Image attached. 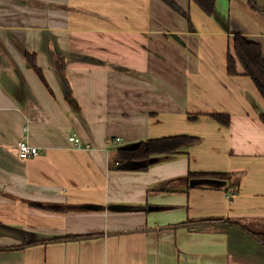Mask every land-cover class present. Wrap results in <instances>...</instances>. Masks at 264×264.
Masks as SVG:
<instances>
[{
  "label": "crops",
  "instance_id": "obj_1",
  "mask_svg": "<svg viewBox=\"0 0 264 264\" xmlns=\"http://www.w3.org/2000/svg\"><path fill=\"white\" fill-rule=\"evenodd\" d=\"M170 1L189 21L164 0H0V264H264V100L226 69L235 35L264 54V0L211 16ZM182 134L199 143L110 168L118 148ZM20 141L41 154L19 158ZM199 172L238 175L237 193L191 186Z\"/></svg>",
  "mask_w": 264,
  "mask_h": 264
},
{
  "label": "trees",
  "instance_id": "obj_2",
  "mask_svg": "<svg viewBox=\"0 0 264 264\" xmlns=\"http://www.w3.org/2000/svg\"><path fill=\"white\" fill-rule=\"evenodd\" d=\"M172 9L181 14L189 21V15L186 14L179 6L170 0H164ZM197 4L203 12L211 16L215 8L216 0H191ZM248 5L255 10H260L256 5V0H248ZM264 10V9H263ZM27 67L32 69L41 82L47 86L41 69L37 66L35 56L26 54ZM237 61L243 68L244 75L248 76L256 86L259 94L264 100V54L262 46L259 43L253 42L245 38L243 35H235L232 40V50H228L226 69L229 76L237 75ZM48 87V86H47ZM210 117L222 126L229 125L230 117L226 114H211ZM197 116L189 117V120L194 121ZM261 120L264 123V114L261 115ZM197 136L191 135H171L157 138H150L145 141L135 144L134 149L118 148L111 161L110 168L121 171H145L149 167L176 157L185 149H188L199 143ZM213 179L225 182L224 186L206 185L207 187L226 189L230 195L237 193L239 186V176L227 172H199L190 173L188 179ZM34 206L52 209L57 211H65L67 207L45 205L34 203ZM251 235L264 247V234L251 233ZM84 236H67L59 239H52L49 242L60 240H76Z\"/></svg>",
  "mask_w": 264,
  "mask_h": 264
},
{
  "label": "built area",
  "instance_id": "obj_3",
  "mask_svg": "<svg viewBox=\"0 0 264 264\" xmlns=\"http://www.w3.org/2000/svg\"><path fill=\"white\" fill-rule=\"evenodd\" d=\"M68 140L77 148H80L82 145L81 140L75 136H70ZM115 141L119 142L120 139L116 138ZM17 152H18L19 158L21 159H29V158L36 157L41 154L38 148L30 146L29 144L23 141H20L17 143Z\"/></svg>",
  "mask_w": 264,
  "mask_h": 264
},
{
  "label": "water",
  "instance_id": "obj_4",
  "mask_svg": "<svg viewBox=\"0 0 264 264\" xmlns=\"http://www.w3.org/2000/svg\"><path fill=\"white\" fill-rule=\"evenodd\" d=\"M173 37L177 39V37H175V36H173ZM134 148H136L135 145L129 147V149H134ZM189 183H190L191 186H197V185L224 186L225 185V182L220 181V180H213V179H191ZM116 209L126 210L128 208L127 207L117 206Z\"/></svg>",
  "mask_w": 264,
  "mask_h": 264
}]
</instances>
